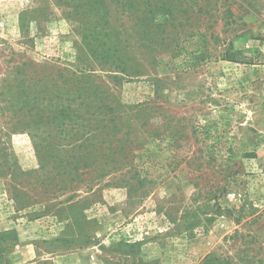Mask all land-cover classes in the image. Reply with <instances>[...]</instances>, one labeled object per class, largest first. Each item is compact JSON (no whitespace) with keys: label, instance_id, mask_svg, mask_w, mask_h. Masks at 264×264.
<instances>
[{"label":"rangeland","instance_id":"rangeland-1","mask_svg":"<svg viewBox=\"0 0 264 264\" xmlns=\"http://www.w3.org/2000/svg\"><path fill=\"white\" fill-rule=\"evenodd\" d=\"M105 2L124 39L128 11ZM68 11L55 0H0V264H138L120 245L134 242L147 264H197L231 254L236 230L263 256L264 0H206L194 35L182 33L157 67L128 37L140 70L129 73L95 61ZM57 67L93 75L101 98L161 125L160 135L135 133L143 183L128 167L70 182L52 163L49 142L69 136L45 122ZM38 143H49L37 146L41 161Z\"/></svg>","mask_w":264,"mask_h":264},{"label":"trees","instance_id":"trees-1","mask_svg":"<svg viewBox=\"0 0 264 264\" xmlns=\"http://www.w3.org/2000/svg\"><path fill=\"white\" fill-rule=\"evenodd\" d=\"M55 1L68 7V15L75 18L79 16L82 38L95 61L102 67L125 73H129L132 66L140 71L139 65L128 51V37L136 36L139 45L148 51L151 66L157 67L163 50L176 44L182 33L194 35L197 28L194 21L200 19L199 14L203 7L205 10L206 3V0H115L125 7L131 21L125 28L127 36L123 39L120 31L110 24V12L105 0ZM160 17L167 19L160 20ZM50 73V93L59 98L55 96L54 102H49L51 110L45 116V122L59 132L67 127L69 129L67 138L49 142L54 144L53 150L56 149V153L51 155L54 158L52 163H63L65 177L70 182L78 181L86 169H90V172L101 171L100 175L104 176L118 168L128 167L130 177L136 183H143L145 176L138 174L141 171L137 169L144 163L140 159L145 147L143 138L140 137L142 139L139 140L135 133L160 135L161 125L153 124L149 127L146 112H141L144 108L138 112L141 116H137L122 109L123 106L118 102L101 98V84L96 82L93 75L86 74L83 70L67 67L62 70L57 67ZM43 115L40 111V120H44ZM145 125L148 126L144 128ZM47 145L35 144L40 161V149L44 150ZM56 147H60L59 150ZM61 152L64 153L63 157L60 156ZM101 165L110 167L107 169ZM58 168L59 173L61 167ZM229 238L236 245L231 254L209 252L197 264H264V254L260 256L251 246L253 235L236 230ZM120 245L131 248L130 251H124L123 256L136 255L138 264L148 263L137 255L139 242Z\"/></svg>","mask_w":264,"mask_h":264},{"label":"built area","instance_id":"built-area-1","mask_svg":"<svg viewBox=\"0 0 264 264\" xmlns=\"http://www.w3.org/2000/svg\"><path fill=\"white\" fill-rule=\"evenodd\" d=\"M257 67H259V73H260V83H261V97L262 102H264V62L257 64Z\"/></svg>","mask_w":264,"mask_h":264}]
</instances>
